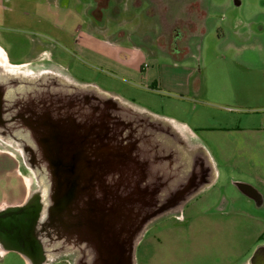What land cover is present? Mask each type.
<instances>
[{"label":"rangeland","instance_id":"1","mask_svg":"<svg viewBox=\"0 0 264 264\" xmlns=\"http://www.w3.org/2000/svg\"><path fill=\"white\" fill-rule=\"evenodd\" d=\"M0 6L6 8L0 9V45L10 60L26 62L45 51L32 67L37 73L52 65L50 73L93 84L135 108L185 124L213 152L222 149L226 127L261 115L256 113L263 110L264 89L255 82L245 85V79L264 76V0H0ZM103 41L122 47L124 73L103 57L114 56L101 50ZM141 67L146 69L140 77ZM174 125L192 143L189 130ZM13 147L21 159V148ZM23 163L33 191L36 172ZM221 177L206 197L215 190L222 194ZM6 179L20 177L0 171V200L10 202L20 191H6ZM193 202L148 225L134 264H219L208 257L218 256L223 245L233 249V228ZM74 256L62 252L46 264H71ZM0 264L30 263L0 246Z\"/></svg>","mask_w":264,"mask_h":264},{"label":"water","instance_id":"2","mask_svg":"<svg viewBox=\"0 0 264 264\" xmlns=\"http://www.w3.org/2000/svg\"><path fill=\"white\" fill-rule=\"evenodd\" d=\"M57 85L61 88L43 96L67 106L68 116L51 123L47 112L39 119L41 131L32 127L21 135V143L37 146L47 165L41 167L44 177L38 190L23 203L0 209V246L20 253L30 264H46L51 256L42 239L53 241L55 235L59 241L71 240L73 264H134L135 246L147 224L183 206L210 179L190 188L184 179L172 178V163L178 160L181 173L192 175L183 157L186 142L169 119L93 84ZM5 91L0 90V116ZM160 166L167 178L153 179ZM161 191L164 202L157 207Z\"/></svg>","mask_w":264,"mask_h":264},{"label":"crops","instance_id":"3","mask_svg":"<svg viewBox=\"0 0 264 264\" xmlns=\"http://www.w3.org/2000/svg\"><path fill=\"white\" fill-rule=\"evenodd\" d=\"M0 9H3L2 12L6 10L2 6ZM101 44L102 51L112 50L111 53L114 55L112 58L102 56L112 62L110 65L115 72L124 73L126 65L121 63L120 59V48L122 47L110 41H103ZM135 49L131 48L130 51L140 50ZM0 51V75L1 73L18 75L24 68L32 70V67L37 65L36 60H42L45 53L42 51L31 60L18 62L10 60L9 53L1 45ZM144 69L146 68H140V77V74L145 72ZM252 77L253 75L250 80L245 79V85L252 87L255 82L256 86L261 85L264 89V76L262 78L256 76V79ZM261 108L263 110L256 113L261 114L258 118H249L243 123L226 127L222 149L218 148L215 152L200 141L194 130L185 124L169 119L172 123L189 130L192 143L186 142L187 149L197 154L199 163L203 166L202 176L204 179H210V183L204 185L191 198L194 200L193 203L197 208H202L209 215L215 216L217 223L222 220L225 228L231 227L234 231L233 249L223 245L222 251L216 253L218 256L210 255L208 262L218 260L219 264H235L238 261L240 264H264V104ZM16 150L10 144L0 141V171H9L16 177H20L19 180L6 179L4 182L6 191L13 193L18 190L20 192H18L19 198L13 197L10 202L7 199L0 200V209L21 204L32 191L30 190L31 181L24 176L23 160L16 155ZM187 171L194 175V169H190V166ZM175 176H178L177 179H186L188 174H182L176 169ZM219 176L225 179L222 183L225 185L222 194L215 190L212 195L206 197ZM204 198L208 200L204 203L206 207L202 203Z\"/></svg>","mask_w":264,"mask_h":264},{"label":"flooded vegetation","instance_id":"4","mask_svg":"<svg viewBox=\"0 0 264 264\" xmlns=\"http://www.w3.org/2000/svg\"><path fill=\"white\" fill-rule=\"evenodd\" d=\"M172 46L174 45L171 43L169 47L170 51H173ZM175 51L178 52V49L176 48ZM49 66L51 67L52 65H49ZM42 67L44 66L42 65ZM50 67L48 69H42V70H47V71H39V73L36 72L38 71V69L35 67V68H32V70H28V71H27V68L22 69L18 75H10L9 73H4V74L1 73L0 75V90L2 89L6 90L5 96H4V100H5L4 107L2 109V114L0 116V141L6 142L10 144L11 146H13L14 144H17L21 148L23 155L25 156V159L27 161V164L30 167H33L34 171L36 172L35 174H36L37 179H39V175L42 174L41 169L43 168L41 167H45L47 163L45 164L42 162V159L40 155L38 154L39 148H37V146L34 147V144L21 143L20 140H22V137L20 136L27 134V132L31 130L32 127L33 128L38 127L40 117L47 112H49V116L51 118L49 121L51 123L53 122L55 123V120H58L60 118L66 119V117L68 116V113H67L68 110H66L67 106H62L61 104L57 103L55 98L48 99L45 96H43L45 95L46 92H51L52 90L56 91L59 86V85L56 86V83H59V84L68 83V84H77V85L86 84L83 82L76 81L68 74H67L68 79H64L65 76L61 77L57 73L55 74L50 73V69H52ZM51 74L53 75L51 76ZM51 78H53L54 80H51ZM65 122L68 123L67 121ZM39 130L41 131L40 128ZM180 147L181 146H179V149ZM166 156L167 155L164 153L161 154V157H162L161 161H163L162 164H166L167 161L164 159V157ZM183 157H185L187 163H189L188 165L190 166V169L192 170L194 169V173H193L194 175L190 177V174H189L186 178L187 180L184 179L183 183H187V187L190 186V188H193V187L195 188L196 186L200 187L203 184V182L208 179H204V177L202 176L203 166L202 164L199 163L197 154L194 153V151L191 152V150H188L187 152L183 153ZM21 159L24 160L23 156L21 157ZM179 161L181 160H178L177 162L172 163V166H173L172 169H173L174 175H175L174 169L175 170L177 169V171L181 170L180 168L181 163ZM159 168H160V171L157 174L158 178L154 177L153 179L167 178V176H165L161 170L162 166H160ZM113 178L114 179L116 178L115 173L113 174ZM172 178L177 179L178 176L177 177L172 176ZM37 181H38L37 189L33 191L38 190L40 185L42 184L39 182V180ZM177 195H178V192L172 198H174ZM53 198L54 196L53 194H51V196H49V200H50V204H48L49 208L53 204L52 203ZM157 201H158L157 207H160V205L164 202L162 191L157 193ZM48 205L46 204L45 201L43 202L44 208ZM183 206L170 208L169 212H167L166 214L160 215L158 218L154 219L152 222L156 221L160 217L167 215L168 213L173 214V213L179 212ZM70 213L71 212L67 214L69 215ZM152 222L148 223L146 228ZM55 237L56 236L53 235L52 237L53 241H51V239L47 237L42 239V245H43V249H45V253L49 252V256L51 257L58 255V254L61 255L62 252L64 253V251L68 252V254H71V252H73L74 254L75 250H73L71 240H67V238L66 239L63 238L64 240L59 241Z\"/></svg>","mask_w":264,"mask_h":264},{"label":"bare ground","instance_id":"5","mask_svg":"<svg viewBox=\"0 0 264 264\" xmlns=\"http://www.w3.org/2000/svg\"><path fill=\"white\" fill-rule=\"evenodd\" d=\"M0 53H1V51H0Z\"/></svg>","mask_w":264,"mask_h":264}]
</instances>
